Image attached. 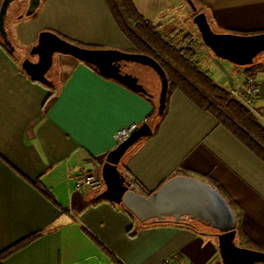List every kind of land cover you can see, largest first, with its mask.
<instances>
[{
  "label": "crops",
  "instance_id": "obj_1",
  "mask_svg": "<svg viewBox=\"0 0 264 264\" xmlns=\"http://www.w3.org/2000/svg\"><path fill=\"white\" fill-rule=\"evenodd\" d=\"M28 1L16 0L8 26L5 16L14 51L0 36V251L31 233L42 235L0 264H160L166 258L170 264H223L214 230L141 225L118 204L96 202L103 182L74 187L80 167L102 179V164L116 146L113 133L141 124L157 104L69 54H53L44 83L29 77L21 61L41 31L96 49L134 46L106 0H40L26 16ZM132 2L168 41L195 47L196 59L210 54L193 14L181 16L180 0ZM193 2L216 32H264V0ZM246 68L238 83L229 77L225 87L208 74L231 90L244 82ZM252 75L259 94L250 110L264 125V64ZM118 167L142 194L176 174L210 177L240 209L252 249L264 251V162L180 89L172 91L156 132L134 144Z\"/></svg>",
  "mask_w": 264,
  "mask_h": 264
},
{
  "label": "water",
  "instance_id": "obj_2",
  "mask_svg": "<svg viewBox=\"0 0 264 264\" xmlns=\"http://www.w3.org/2000/svg\"><path fill=\"white\" fill-rule=\"evenodd\" d=\"M14 0L0 3V36L3 43L14 50L7 37L5 16ZM193 11L192 22L202 42L217 57L237 65H249L254 57L264 50V32L239 34L216 32L211 28L207 15L198 11L193 0H186ZM40 0H29L24 15H32ZM64 53L97 67L107 77H114L134 91L146 94V89L129 73L122 72L120 61H135L150 65L158 73L161 89L158 114L166 106L168 79L162 66L150 55L115 49H93L81 47L52 31H41L37 43L30 49L36 60L24 58L21 67L29 77L45 81V74L52 64L54 53ZM152 134V128L144 121L130 136L111 149L102 164L101 177L104 189L97 199H105L123 205L141 222L158 221L166 217L178 221L188 217L215 230L217 247L223 264H264V251L236 244V216L227 200L211 183L187 174H176L164 181L156 190L142 194L119 169L123 155L137 142Z\"/></svg>",
  "mask_w": 264,
  "mask_h": 264
},
{
  "label": "trees",
  "instance_id": "obj_3",
  "mask_svg": "<svg viewBox=\"0 0 264 264\" xmlns=\"http://www.w3.org/2000/svg\"><path fill=\"white\" fill-rule=\"evenodd\" d=\"M1 1L2 0H0V3ZM106 2L117 27L133 44L134 51L152 56L164 69L168 79L167 95L175 89H180L199 108L210 112L221 126L227 129L235 138L242 142L264 162V125L248 107L232 95L230 90L218 85L210 77L207 71H204L199 67L198 61L195 58V47L189 45H177L168 41L160 33L155 24L144 18L137 11L132 0H106ZM208 21L210 23L209 19ZM3 47L10 51L5 44H3ZM87 64L93 67V69L103 77L118 81L114 77H107L101 74L94 65ZM258 66H263V64L248 65L246 68V74L252 75ZM39 82L44 83L43 81ZM135 92L142 96L144 95L141 92ZM165 113L166 106L163 113L158 114V108L156 105L149 116L145 119V121L153 128L152 133L156 132ZM153 119L156 120V124L154 123V125L151 124ZM203 178L217 188L235 213L236 235L241 239V245H247L252 248V243L244 238V234L240 227V209L237 208L215 180L208 176ZM101 200L105 199H98L96 202ZM119 206L136 219V217L123 205ZM195 221L196 220H191L188 217L178 221L166 217L154 222H140V224L144 225L148 222L173 224L175 226L185 227L196 231ZM41 235V232H35L13 242L11 245L0 251V263L11 254L26 247Z\"/></svg>",
  "mask_w": 264,
  "mask_h": 264
},
{
  "label": "rangeland",
  "instance_id": "obj_4",
  "mask_svg": "<svg viewBox=\"0 0 264 264\" xmlns=\"http://www.w3.org/2000/svg\"><path fill=\"white\" fill-rule=\"evenodd\" d=\"M180 1H181V7H180L181 16H184V14H185L184 11L188 12L189 16L192 15L193 14L192 10H191L189 4L187 3V1L186 0H180ZM15 4H16V0H14L8 8L7 16H6V25L7 26L9 25V21L11 20L12 13L14 12L13 7L15 6ZM191 19H192V17H191ZM198 34H199V32H198ZM198 39H200V41H201L200 35L198 36ZM77 45H79V44H77ZM203 45L205 47V44H203ZM79 46L85 47L82 45H79ZM85 48H90V47H85ZM93 49H96V48H93ZM115 50H119V51H123V52H127V53L135 52L134 50H124L121 48H117ZM24 51H25V55L27 58H29L30 60H34V61L36 60L35 58L34 59L32 58L35 55H32L30 53L29 48L25 49ZM53 60H54V58H52V61ZM197 61H198L199 67L202 70L209 72L211 77L217 83H219L221 85L227 84L229 77L232 78V82L238 83L243 77L242 70L244 69L245 66H248V65H237V64H234L228 60L219 58L211 50H210L209 55H206V54L199 55L197 58ZM121 62L126 64V67L121 68V70L126 72V73L131 74L132 76H134L137 79V82L140 83L146 89L148 96L153 98V100L157 104V108H158L161 82H160V78L158 76V73L154 70V68L151 67L150 65L140 63V62H135V61H121ZM252 64H264V50L259 52L254 57L253 62L249 65H252ZM53 66H54V61L50 66L51 70H52ZM50 68L48 69L47 73L45 74L46 79L51 73ZM240 84L241 83H239V85L236 87H239ZM225 86L226 85H224V87ZM171 93L172 92H169V94L166 97V105H167V101H169V99H170ZM154 123L156 124V120L153 119L151 124L154 125ZM195 223L198 225V227H204V229L214 230L209 225L205 226L198 221H195ZM235 241H236V244H238L239 246H243V245H241V242L238 241L237 238L235 239Z\"/></svg>",
  "mask_w": 264,
  "mask_h": 264
},
{
  "label": "built area",
  "instance_id": "obj_5",
  "mask_svg": "<svg viewBox=\"0 0 264 264\" xmlns=\"http://www.w3.org/2000/svg\"><path fill=\"white\" fill-rule=\"evenodd\" d=\"M230 92L242 104L249 109H252L254 107L256 97L259 94V85L253 75H247L244 82L239 87L232 88ZM137 126L138 124L136 123H129L128 125L116 130L113 133V139L116 145L127 139ZM72 177L74 187L76 189L97 188L103 182L102 179L97 178L91 171L85 169L84 167L77 169L73 173ZM170 262L171 259L166 258L160 264H170Z\"/></svg>",
  "mask_w": 264,
  "mask_h": 264
},
{
  "label": "flooded vegetation",
  "instance_id": "obj_6",
  "mask_svg": "<svg viewBox=\"0 0 264 264\" xmlns=\"http://www.w3.org/2000/svg\"><path fill=\"white\" fill-rule=\"evenodd\" d=\"M119 67H120V69L121 68H124V67H126V64L125 63H122L121 61L119 62ZM122 71V70H121ZM122 72H124V71H122Z\"/></svg>",
  "mask_w": 264,
  "mask_h": 264
}]
</instances>
